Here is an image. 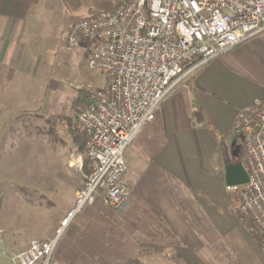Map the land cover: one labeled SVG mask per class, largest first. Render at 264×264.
Returning a JSON list of instances; mask_svg holds the SVG:
<instances>
[{"label":"crops","instance_id":"obj_1","mask_svg":"<svg viewBox=\"0 0 264 264\" xmlns=\"http://www.w3.org/2000/svg\"><path fill=\"white\" fill-rule=\"evenodd\" d=\"M33 1L0 0V17L25 22ZM10 31L2 33L0 64L11 67L18 41ZM240 48L175 87L125 152L127 204L111 207L102 193L66 230L52 264H264V242L241 221L238 195L227 190V166L240 160L226 142H243L232 126L244 107L264 99L261 66ZM83 155L74 157L84 177Z\"/></svg>","mask_w":264,"mask_h":264},{"label":"built area","instance_id":"obj_2","mask_svg":"<svg viewBox=\"0 0 264 264\" xmlns=\"http://www.w3.org/2000/svg\"><path fill=\"white\" fill-rule=\"evenodd\" d=\"M263 32L264 0H129L72 24L69 46L84 43L90 67L108 79L79 115L91 172L55 236L9 251L12 264H51L66 230L102 193L107 205L123 208L131 192L125 152L162 103L190 73ZM231 133L243 138L249 181L227 190L238 195L241 221L264 242V99L238 113Z\"/></svg>","mask_w":264,"mask_h":264},{"label":"rangeland","instance_id":"obj_3","mask_svg":"<svg viewBox=\"0 0 264 264\" xmlns=\"http://www.w3.org/2000/svg\"><path fill=\"white\" fill-rule=\"evenodd\" d=\"M126 1L36 0L25 22L9 24L0 17V45L4 29L18 41L13 65L0 64V264H12L9 251L27 248L32 239L48 240L62 212L75 205L84 177L67 136L68 123L79 128L72 104L80 90L95 95L108 79L90 67L84 43L69 46L68 32L81 18ZM240 47L243 58L261 66L264 89V32ZM242 143L238 138L226 147L245 165ZM85 155L88 174L91 160Z\"/></svg>","mask_w":264,"mask_h":264},{"label":"trees","instance_id":"obj_4","mask_svg":"<svg viewBox=\"0 0 264 264\" xmlns=\"http://www.w3.org/2000/svg\"><path fill=\"white\" fill-rule=\"evenodd\" d=\"M95 99L96 97L94 94L88 93L85 90H80V94L72 104V113L74 119H79V115L90 105H92ZM68 124V135L74 140L76 151L83 154L86 153V145L90 138L89 134L85 130L73 126L72 122Z\"/></svg>","mask_w":264,"mask_h":264},{"label":"water","instance_id":"obj_5","mask_svg":"<svg viewBox=\"0 0 264 264\" xmlns=\"http://www.w3.org/2000/svg\"><path fill=\"white\" fill-rule=\"evenodd\" d=\"M226 180L228 186H240L249 181L248 172L243 163L229 164L226 169Z\"/></svg>","mask_w":264,"mask_h":264}]
</instances>
